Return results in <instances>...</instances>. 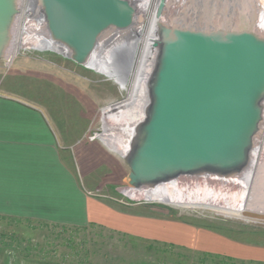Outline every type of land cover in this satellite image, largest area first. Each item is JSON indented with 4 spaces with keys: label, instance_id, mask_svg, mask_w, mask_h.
Listing matches in <instances>:
<instances>
[{
    "label": "rangeland",
    "instance_id": "rangeland-1",
    "mask_svg": "<svg viewBox=\"0 0 264 264\" xmlns=\"http://www.w3.org/2000/svg\"><path fill=\"white\" fill-rule=\"evenodd\" d=\"M258 1L259 5L253 6L245 0H189L178 23L200 31L247 30L252 28L248 22L254 11L253 17L261 18L262 3ZM13 30L10 25L0 54V94L45 113L57 133L63 159L89 195L104 203L128 205L133 215L144 213L163 224L195 228L200 235L210 232L216 235V242L211 246H172L105 226L74 230L0 218V264H253L237 263L236 241L251 240L252 233L262 237L264 214L129 200L122 190L128 187L130 169L117 147L132 137L141 113L127 110L118 114L117 110L108 116L107 109L129 96L104 72L76 66L50 50H21L12 56L9 41ZM115 139L122 143L114 147Z\"/></svg>",
    "mask_w": 264,
    "mask_h": 264
},
{
    "label": "water",
    "instance_id": "water-1",
    "mask_svg": "<svg viewBox=\"0 0 264 264\" xmlns=\"http://www.w3.org/2000/svg\"><path fill=\"white\" fill-rule=\"evenodd\" d=\"M32 1L34 16L68 53L61 56L85 69L110 33L146 23L135 0ZM164 6L162 0L149 104L124 158V189H152L182 176H236L263 134L264 30H193L164 20ZM17 8L18 0H0V54Z\"/></svg>",
    "mask_w": 264,
    "mask_h": 264
},
{
    "label": "crops",
    "instance_id": "crops-1",
    "mask_svg": "<svg viewBox=\"0 0 264 264\" xmlns=\"http://www.w3.org/2000/svg\"><path fill=\"white\" fill-rule=\"evenodd\" d=\"M104 202L92 198L80 185L78 175L61 155L57 133L45 113L0 94V218L74 230L105 226L172 246H211L216 242V235L210 232L200 235L195 228L163 224L144 213L133 215L123 203ZM263 236L252 233L251 240L236 241L237 263L264 264Z\"/></svg>",
    "mask_w": 264,
    "mask_h": 264
},
{
    "label": "bare ground",
    "instance_id": "bare-ground-1",
    "mask_svg": "<svg viewBox=\"0 0 264 264\" xmlns=\"http://www.w3.org/2000/svg\"><path fill=\"white\" fill-rule=\"evenodd\" d=\"M245 1H251L253 6L259 5L258 0ZM161 2L162 0H135L138 12L146 16L145 25L135 32L110 33L87 64L90 71L94 72L95 69L97 72L106 73L110 80L118 83L129 96L127 101L106 110L109 117L113 111L119 110V114L131 110L141 113L138 124L145 118L149 104L148 84L158 55L157 23L160 19L157 18V13ZM260 2L263 3L264 0ZM189 3V0H165L164 20L178 21L182 17V10ZM17 9V19L10 24L14 27L12 40L9 41V49L11 47L12 53L15 54L12 56L16 57L21 50L28 49L50 50L62 56L68 55L64 48L51 40L42 18L34 16L32 0H18ZM253 14L255 15V11ZM253 14L248 22L249 26L263 31V14V18H255ZM134 134L135 130L126 143L117 147L123 158L130 150ZM118 142L122 143L121 140ZM118 142L115 139L112 145L116 147ZM122 192L127 198L139 202L155 200L214 207L238 214H264V126L263 134L256 140L251 152L250 165L241 174L230 178L211 175L182 176L152 189L129 188L123 189Z\"/></svg>",
    "mask_w": 264,
    "mask_h": 264
},
{
    "label": "built area",
    "instance_id": "built-area-1",
    "mask_svg": "<svg viewBox=\"0 0 264 264\" xmlns=\"http://www.w3.org/2000/svg\"><path fill=\"white\" fill-rule=\"evenodd\" d=\"M262 5H263V6H262ZM262 5H261L262 10H263L262 14H263V17H264V2L262 3ZM263 17H261V18H263Z\"/></svg>",
    "mask_w": 264,
    "mask_h": 264
}]
</instances>
